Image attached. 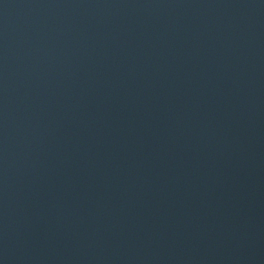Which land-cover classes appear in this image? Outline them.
<instances>
[{
    "label": "water",
    "instance_id": "water-1",
    "mask_svg": "<svg viewBox=\"0 0 264 264\" xmlns=\"http://www.w3.org/2000/svg\"><path fill=\"white\" fill-rule=\"evenodd\" d=\"M0 264H264V0H0Z\"/></svg>",
    "mask_w": 264,
    "mask_h": 264
}]
</instances>
